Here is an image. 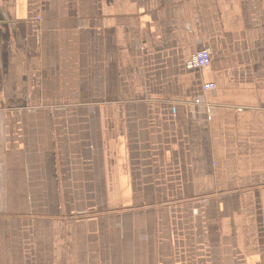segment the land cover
I'll list each match as a JSON object with an SVG mask.
<instances>
[{
  "label": "crops",
  "instance_id": "1",
  "mask_svg": "<svg viewBox=\"0 0 264 264\" xmlns=\"http://www.w3.org/2000/svg\"><path fill=\"white\" fill-rule=\"evenodd\" d=\"M0 264H264V0H0Z\"/></svg>",
  "mask_w": 264,
  "mask_h": 264
},
{
  "label": "built area",
  "instance_id": "2",
  "mask_svg": "<svg viewBox=\"0 0 264 264\" xmlns=\"http://www.w3.org/2000/svg\"><path fill=\"white\" fill-rule=\"evenodd\" d=\"M210 63V51L206 48L196 50L186 60L184 66L186 70H201Z\"/></svg>",
  "mask_w": 264,
  "mask_h": 264
}]
</instances>
